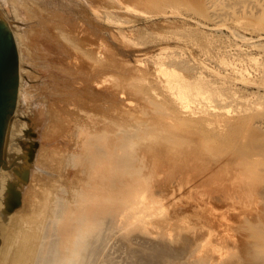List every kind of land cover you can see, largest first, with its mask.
I'll return each mask as SVG.
<instances>
[{"label": "rangeland", "instance_id": "rangeland-1", "mask_svg": "<svg viewBox=\"0 0 264 264\" xmlns=\"http://www.w3.org/2000/svg\"><path fill=\"white\" fill-rule=\"evenodd\" d=\"M0 18L16 36L18 76L23 68L2 157L14 122L15 152L7 167L28 169L26 181L15 175L21 204L13 211L4 207L11 219L4 220L0 234V245L9 249L3 264H29L45 200L57 188L69 195L85 177L74 158L86 127L94 131L106 120L141 118L142 90L167 101L170 91L160 66L178 87L212 98L233 94L264 109V73L252 63H264V17L258 10L245 12L240 2L225 7L218 0H0ZM234 64L250 68V74L232 73ZM167 172L161 168L155 176L153 191L172 203ZM118 187L121 182L115 181L112 188ZM120 189L113 191L114 213L108 214L111 220L117 216L114 224L122 215L115 207L124 202ZM176 199L192 203L188 194ZM135 200L125 203L142 227L150 233L169 228L171 205L154 210L142 194ZM193 212L188 216L195 218Z\"/></svg>", "mask_w": 264, "mask_h": 264}, {"label": "bare ground", "instance_id": "bare-ground-1", "mask_svg": "<svg viewBox=\"0 0 264 264\" xmlns=\"http://www.w3.org/2000/svg\"><path fill=\"white\" fill-rule=\"evenodd\" d=\"M218 1L225 7L240 2L245 12L258 10L264 17V0ZM252 63L264 73V63ZM249 69L230 67L240 76L249 75ZM159 71L170 91L167 101L142 90L141 118L106 120L94 131L86 127L83 148L74 155L85 177L69 195L57 188L45 198L29 264H264V109L233 94L212 98L178 87L162 66ZM10 125L7 157L0 160V234L4 220L11 219L4 207L14 202L15 175L28 177L7 167L8 155L15 152L14 122ZM161 168L168 170L172 203L153 191ZM115 181L121 187L112 188ZM119 188L124 202L115 204L122 215L114 224L117 216L111 220L109 215ZM177 192L188 194L192 203L176 199ZM140 194L154 210L172 206L167 230L150 233L138 222L125 200L135 203ZM191 209L195 218L188 216ZM6 248L0 245V264Z\"/></svg>", "mask_w": 264, "mask_h": 264}, {"label": "water", "instance_id": "water-1", "mask_svg": "<svg viewBox=\"0 0 264 264\" xmlns=\"http://www.w3.org/2000/svg\"><path fill=\"white\" fill-rule=\"evenodd\" d=\"M18 52L8 23L0 18V160L8 126L15 108L18 93ZM27 172V170H26ZM26 176V180H27ZM21 201L20 190H16L14 202L8 209L16 208Z\"/></svg>", "mask_w": 264, "mask_h": 264}]
</instances>
